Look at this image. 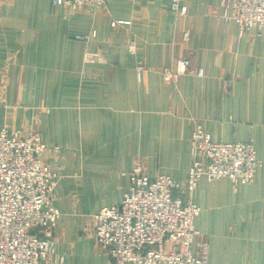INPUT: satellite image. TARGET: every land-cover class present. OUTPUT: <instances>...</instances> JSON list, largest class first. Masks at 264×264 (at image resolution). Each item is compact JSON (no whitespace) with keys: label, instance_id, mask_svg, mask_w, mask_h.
<instances>
[{"label":"crops","instance_id":"0c3cea01","mask_svg":"<svg viewBox=\"0 0 264 264\" xmlns=\"http://www.w3.org/2000/svg\"><path fill=\"white\" fill-rule=\"evenodd\" d=\"M185 6L177 16L171 0L74 12L51 0L0 1V131L38 130L43 162L58 174L47 264H112L95 247L92 217L123 199L137 161L148 177L184 185L196 124L214 142L252 140L261 163L249 184L184 186L183 200L200 209L206 258L264 264V30L240 33L220 0ZM92 34L86 44L74 39ZM183 59L203 76L166 82L163 70Z\"/></svg>","mask_w":264,"mask_h":264},{"label":"built area","instance_id":"2783aa9c","mask_svg":"<svg viewBox=\"0 0 264 264\" xmlns=\"http://www.w3.org/2000/svg\"><path fill=\"white\" fill-rule=\"evenodd\" d=\"M185 1L171 0L175 15L186 14ZM51 2L74 12L97 9L106 0ZM220 2L225 19L233 20L240 33L264 30V0ZM92 37L76 35L74 39L86 44ZM134 49L131 43L128 50ZM184 73L204 74L183 59L175 70L164 69L163 78L175 83ZM46 150L38 130L0 131V264H47L53 252V232L61 214L54 206L53 193L58 174L44 164ZM190 153L184 185L165 175L148 177L143 163L137 161L123 199L92 217L95 247L107 253L112 264H210L207 240H199L194 225L200 209L191 200H183L184 186L192 192L201 178L227 179L233 186L249 184L261 163L252 140L214 142L199 124L192 131Z\"/></svg>","mask_w":264,"mask_h":264}]
</instances>
